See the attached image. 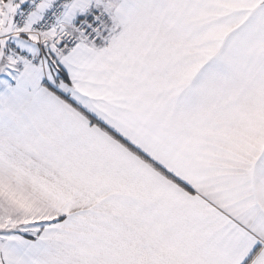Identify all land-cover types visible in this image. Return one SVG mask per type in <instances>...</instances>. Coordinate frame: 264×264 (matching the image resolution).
<instances>
[{
  "label": "snow or ice",
  "instance_id": "6c2138e0",
  "mask_svg": "<svg viewBox=\"0 0 264 264\" xmlns=\"http://www.w3.org/2000/svg\"><path fill=\"white\" fill-rule=\"evenodd\" d=\"M0 264H264V0H0Z\"/></svg>",
  "mask_w": 264,
  "mask_h": 264
}]
</instances>
